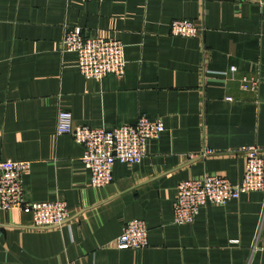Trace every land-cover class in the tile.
I'll list each match as a JSON object with an SVG mask.
<instances>
[{
  "label": "crops",
  "instance_id": "1",
  "mask_svg": "<svg viewBox=\"0 0 264 264\" xmlns=\"http://www.w3.org/2000/svg\"><path fill=\"white\" fill-rule=\"evenodd\" d=\"M182 17L197 36L169 33ZM65 26L119 39L123 76H82L76 54L60 49ZM59 108L93 127L144 114L165 129L139 163L115 162L112 181L94 187L82 146L55 131ZM247 145L264 146V3L0 0V159H29L25 197L69 209L48 228L0 210V264H264V190L204 204L191 223L172 220L178 181L204 172L239 180ZM133 217L145 220L148 244L119 249Z\"/></svg>",
  "mask_w": 264,
  "mask_h": 264
},
{
  "label": "built area",
  "instance_id": "2",
  "mask_svg": "<svg viewBox=\"0 0 264 264\" xmlns=\"http://www.w3.org/2000/svg\"><path fill=\"white\" fill-rule=\"evenodd\" d=\"M263 4L264 0H245ZM200 27L190 18H173L169 33L176 36L194 37ZM61 51L76 54V66L85 78L101 79L107 74L118 77L125 72L124 44L117 38L98 31L84 34L79 27L65 26L59 39ZM233 72L234 66L222 70ZM229 98V97H227ZM165 129L160 117L141 114L133 122L112 127L89 126L74 123L68 109L59 108L56 113L55 131L68 133L82 146L80 160L89 173V184L106 185L113 179L115 162L139 163L146 152L147 142ZM245 157L244 171L235 182L215 172L182 178L176 185L172 201V220L175 223H191L199 208L207 203L222 204L239 198L243 193L264 190V146L247 145L241 149ZM214 153L204 148L202 154ZM31 167L29 159H0V210L21 209L29 213L31 225L37 228L58 227L69 216L64 199L29 200L25 197L22 175ZM147 225L143 218L126 220L115 238L119 249L142 248L148 244Z\"/></svg>",
  "mask_w": 264,
  "mask_h": 264
}]
</instances>
